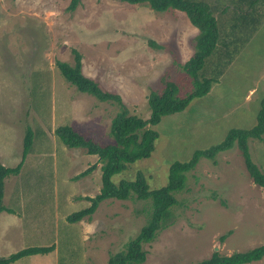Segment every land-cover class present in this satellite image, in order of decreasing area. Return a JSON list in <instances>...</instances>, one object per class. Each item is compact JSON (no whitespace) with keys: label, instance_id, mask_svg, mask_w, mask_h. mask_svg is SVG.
Instances as JSON below:
<instances>
[{"label":"rangeland","instance_id":"1","mask_svg":"<svg viewBox=\"0 0 264 264\" xmlns=\"http://www.w3.org/2000/svg\"><path fill=\"white\" fill-rule=\"evenodd\" d=\"M216 1L236 17L225 13L224 49L202 68L213 79L209 90L153 125L158 137L150 156L113 178L133 179L140 172L149 189L159 188L171 163L221 142L232 128L256 123L264 98V0ZM69 3L0 0V163L22 162L27 128L33 136L19 173L4 180L2 203L11 211L0 213V254L53 246L15 264H107L150 214L149 200L109 198L90 217L66 220L89 205L85 197L98 194L100 163L96 155L64 145L54 130L66 124L99 144L112 143L118 106L78 92L56 61L73 65L78 52L83 74L142 119L150 115L151 89L160 91L165 81L176 85L178 96L193 89L183 65L194 53L198 29L183 11L120 0H80L68 10ZM248 147L264 173V133ZM92 164L90 173L76 177ZM174 197L173 222L144 245L142 264H195L214 251L229 255L264 244V188L249 176L236 145L213 160L201 158ZM8 212L17 219H7ZM246 264H264V256Z\"/></svg>","mask_w":264,"mask_h":264},{"label":"trees","instance_id":"2","mask_svg":"<svg viewBox=\"0 0 264 264\" xmlns=\"http://www.w3.org/2000/svg\"><path fill=\"white\" fill-rule=\"evenodd\" d=\"M130 4H147L155 11H165L169 8L183 11L192 25L198 29L194 40V53L184 63L183 68L192 78L193 89L185 96H178L177 87L173 82H164L160 91L151 89L147 97L150 115L142 119L129 114L121 98L112 92L103 90L100 84L85 76L82 72L81 55L74 51V64L56 61V67L63 78L75 86L81 93L89 94L100 101L113 102L118 106V112L110 125L112 143L99 144L87 139L69 125H59L54 133L59 140L69 148L84 149L87 154L96 155L100 163L101 187L93 197H85L89 205L81 210L67 215L66 220L74 223L85 217H90L98 204L106 199L118 200H149L150 214L147 223L141 227L138 234L130 240L125 249L110 254L107 264H142L146 258L145 244L155 239L158 232L173 222L172 207L176 205L174 194L185 187L186 173L192 170L201 158L213 160L223 151L235 145L240 150L245 168L253 182L264 188V173L253 162L248 142L250 139H260L264 133V98L257 113L256 123L248 129L232 128L224 140L204 150H197L187 161H175L168 169L167 182L164 186L149 189L144 176L138 172L133 179L121 177L113 178L125 170L128 165L137 160L150 156L158 133L152 128L160 122L162 117L184 110L189 102L207 93L213 81L201 73L205 60L214 51L221 54L224 46L219 44L224 32L220 26L226 25L228 18L236 17L233 12L226 11V7H219L216 0H120ZM241 0H233V2ZM245 1V0H244ZM80 0H70L68 10L75 9ZM246 2V1H245ZM248 3V2H247ZM228 15V18L225 16ZM242 12L238 15L240 16ZM218 42V44H217ZM220 48V49H219ZM219 50V51H218ZM32 132L27 128L22 150V162L30 151L33 141ZM22 162L15 167H6L0 163V213L6 209L2 203L4 194V180L9 175H17ZM96 164H92L76 177H83L90 173ZM225 235L220 237L223 240ZM53 246L23 248L8 256H0V264H13L18 259L38 253H47ZM264 256V244L245 251L221 255L213 252L210 257L195 264H246L260 260Z\"/></svg>","mask_w":264,"mask_h":264},{"label":"crops","instance_id":"3","mask_svg":"<svg viewBox=\"0 0 264 264\" xmlns=\"http://www.w3.org/2000/svg\"><path fill=\"white\" fill-rule=\"evenodd\" d=\"M2 163V162H1ZM3 164V163H2ZM9 211H11V209L9 210ZM7 212V211H6ZM6 212H1V213H6ZM8 214V217H7V219H11V220H15V219H17V217H16V215H14V214H16V213H13V212H8L7 213ZM18 215V214H17ZM19 216V215H18ZM0 256H1V254H0ZM15 264V263H14Z\"/></svg>","mask_w":264,"mask_h":264},{"label":"water","instance_id":"4","mask_svg":"<svg viewBox=\"0 0 264 264\" xmlns=\"http://www.w3.org/2000/svg\"><path fill=\"white\" fill-rule=\"evenodd\" d=\"M217 249V247L215 248V250Z\"/></svg>","mask_w":264,"mask_h":264}]
</instances>
